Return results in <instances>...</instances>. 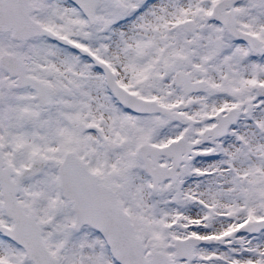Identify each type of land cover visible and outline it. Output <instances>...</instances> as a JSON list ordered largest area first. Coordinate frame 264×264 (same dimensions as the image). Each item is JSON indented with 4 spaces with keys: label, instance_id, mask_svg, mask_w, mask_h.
<instances>
[{
    "label": "snow or ice",
    "instance_id": "6c2138e0",
    "mask_svg": "<svg viewBox=\"0 0 264 264\" xmlns=\"http://www.w3.org/2000/svg\"><path fill=\"white\" fill-rule=\"evenodd\" d=\"M0 264H264V0H0Z\"/></svg>",
    "mask_w": 264,
    "mask_h": 264
}]
</instances>
